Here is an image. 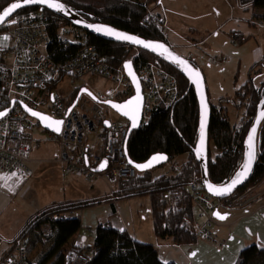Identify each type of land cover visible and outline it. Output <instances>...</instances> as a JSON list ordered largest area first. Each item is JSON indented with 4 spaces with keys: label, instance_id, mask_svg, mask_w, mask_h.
<instances>
[{
    "label": "trees",
    "instance_id": "trees-1",
    "mask_svg": "<svg viewBox=\"0 0 264 264\" xmlns=\"http://www.w3.org/2000/svg\"><path fill=\"white\" fill-rule=\"evenodd\" d=\"M15 1L17 0H0V13ZM56 1L67 6L89 22L100 23L116 31L126 32L145 40L168 44L163 30L164 20L157 15H155L156 20L154 21L144 20L147 10L161 6L162 0H134L133 3L123 0ZM236 1L243 2V8L247 9L246 4H248L254 10L264 11V0ZM39 11H43L49 17L51 26L54 28L66 26L76 32L82 31L66 20L38 7L21 9L13 15L8 24L0 28V31L9 28L21 19L31 17ZM10 23L11 25H9ZM88 38L108 65L114 69L121 67L133 50V48L109 43L89 34ZM232 40L236 45H242L247 38L233 36ZM139 52L144 60L164 66L177 77L179 99L169 109L154 107L150 120L131 134L126 142L128 159L141 165L154 155H166L169 160L161 166L164 167L179 157L185 156L186 158L181 165H178L176 173L153 178L152 170L145 173L138 172L137 178L133 180L119 181L117 186L115 185L118 189L115 197L129 199L149 196L156 238L158 240H172L179 246H191L199 241L194 231V223L198 219L196 216L197 209L192 203L191 195L186 186L194 174H196V180L201 185L200 166L194 155L199 132L198 102L189 82L168 59L142 50ZM188 60L195 68L199 69L192 60ZM258 68V65L251 68L248 82L242 86L233 99L222 98L217 106L210 104L208 177L215 186H224L229 183L242 165L244 141L256 115L257 107L264 96V80L257 85L252 78L254 73H263L264 75V68L261 67L259 70ZM129 98L126 97L123 101ZM231 103L238 109H244V116L239 125L230 122L227 106ZM263 177L264 121L257 136L255 166L250 181L232 197L219 202L225 208L233 207L232 200L244 189L257 185ZM169 191L177 197V200L172 203L173 198L167 195ZM107 200L108 198L91 202L54 203L34 215L26 223L20 234L21 237L30 235L29 247L32 239L37 237V232L42 233L43 225H50L52 235L48 250L38 258L36 263L32 262L31 264H68L67 253L73 247L71 241L81 231L82 223L78 216L65 218L62 215L69 211L102 204ZM56 215L58 218L52 219ZM9 247H12V244L8 246L7 250ZM76 248L89 254L88 264H174L163 263L153 245L137 242L127 232L113 229L108 225L97 227L91 246ZM235 264H264V247L253 245L243 249Z\"/></svg>",
    "mask_w": 264,
    "mask_h": 264
},
{
    "label": "built area",
    "instance_id": "built-area-1",
    "mask_svg": "<svg viewBox=\"0 0 264 264\" xmlns=\"http://www.w3.org/2000/svg\"><path fill=\"white\" fill-rule=\"evenodd\" d=\"M144 20L154 21L156 16L148 9ZM261 26L264 27L263 22ZM133 51L125 63H132L142 86L145 100L142 125H145L154 107L169 109L176 104L179 84L167 68L144 60L139 50L133 48ZM124 64L116 69L110 67L89 42L87 33L66 26L54 28L43 11L0 31V113H6L0 118V184L4 190L16 194L30 180L33 163L30 154L34 145L56 141L59 155L53 162L67 175L103 182L109 189L112 204L117 205L114 186L138 175L126 152L129 122L111 116L110 112H114L105 105L109 101L122 103L134 94ZM88 78L110 84L105 96L93 94L99 103L94 101L91 115L77 108L81 97L88 96L81 93L90 89ZM66 79L74 85L73 91L65 96L57 95L58 85ZM23 105L51 120H62L60 134L45 130L25 112ZM105 123H109L108 128ZM186 189L201 219L194 223L197 238L224 247L226 243L213 233L215 200L204 192L196 174ZM167 195L173 198L171 203L177 200L171 191ZM68 213L62 216H73ZM29 239L30 235L18 236L9 244L12 247L0 264H31ZM67 256L68 264L89 263V254L75 246Z\"/></svg>",
    "mask_w": 264,
    "mask_h": 264
},
{
    "label": "rangeland",
    "instance_id": "rangeland-1",
    "mask_svg": "<svg viewBox=\"0 0 264 264\" xmlns=\"http://www.w3.org/2000/svg\"><path fill=\"white\" fill-rule=\"evenodd\" d=\"M242 3L235 0H162L161 6H156L151 10V13L164 20L163 30L169 46L178 55L193 58L192 60L197 62L199 71L205 78L209 103L213 106H217L222 98L233 99L242 86L248 82L253 66L251 53L256 49L257 41L259 40L257 37H252L254 36V30L248 25V21L252 19L254 9L246 4L248 10L245 11L241 8L243 7ZM234 9L235 11H233ZM231 17L236 18L238 22L223 26L209 37L222 21L225 22ZM261 23L258 26L264 28ZM239 25L241 26L239 29L246 32L244 33L245 36L252 35L250 41L243 47L234 45L229 39L231 30H238ZM193 29H196V31ZM134 53L135 51L132 50L130 56ZM252 78L257 85L264 80L263 73H254ZM87 81L90 85L89 91L94 95L101 94L105 96L110 88V84L103 80L88 78ZM73 89L74 85L72 82L66 79L58 85L56 94L65 96L72 92ZM77 98L78 94L74 100H77ZM93 105V99L89 96H83L77 108L81 113L91 115L90 109ZM227 108L230 122L234 125L239 123L244 115V109L236 108L233 103L229 104ZM110 114L118 118L115 112H110ZM212 154L214 155L213 150ZM58 155L59 147L56 142L43 141L30 154V159L38 160L42 163L30 166L32 175L22 191L16 196H12L2 190L0 185V235L3 238V242L0 243V258L2 252L8 247L10 239L42 209L50 207L53 203H63L67 200L78 198H91L90 194H79L73 191L70 185L77 183L88 187V183L84 178L65 174L53 162V160L58 158ZM184 158L185 156L179 157L173 163L180 164ZM167 165H171V163ZM164 167L154 169L151 175L153 177L160 175ZM116 186H114L115 190L117 189ZM251 187L249 186L248 188ZM246 189L232 200L234 206L241 205L240 196ZM98 193L99 196H104L109 195L110 192L102 183H99ZM124 201H127L125 202L126 204H123L124 211L127 215H131L132 221L138 219V213H140L142 220L148 221L150 216H152L148 196ZM121 205V203L118 205L119 210H122ZM91 209L81 214V231H86L87 227L95 229L98 222H106V220L115 222L114 206L105 203L99 208ZM223 209V204L217 201L216 210L219 211V214H221ZM72 213L73 211H69L68 215H72ZM233 221L231 220L228 224ZM218 223L222 222L216 219L215 224L217 225ZM43 227L42 233L37 232V237L33 238L30 244V257L33 263H36L38 258L50 246L51 227L50 225H43ZM215 231H217L216 228H214V233ZM232 231H221V235L227 236ZM144 232L146 233V229ZM143 235L142 238L147 240V233ZM151 235L152 237L154 236L152 231ZM90 237L89 246L93 243L92 236ZM217 237L222 240L219 236ZM160 243L162 257L168 258L164 255L163 247H172L171 250L168 249L170 252L169 258L176 260L178 264H188L187 261H194L193 264H209L205 257L206 254L216 253V251L222 249L212 244L208 245L204 241L196 242L191 246H179L172 240H167L164 243L160 241ZM192 247H195V256H197L195 259H192V254L188 253V249Z\"/></svg>",
    "mask_w": 264,
    "mask_h": 264
},
{
    "label": "crops",
    "instance_id": "crops-1",
    "mask_svg": "<svg viewBox=\"0 0 264 264\" xmlns=\"http://www.w3.org/2000/svg\"><path fill=\"white\" fill-rule=\"evenodd\" d=\"M241 8L245 11L248 10V9L243 8V7H241ZM233 11H235V9ZM231 14H232V12H231ZM232 22H238V20L236 18L231 17L225 22L222 21L219 24V26L214 30V32H212L210 34L209 37L214 35L223 26L225 27ZM260 22H264V11L254 10L252 19H250L248 21V23H249L248 25H250L251 28H253V30H254L253 31L254 36H252V35L245 36L244 33H246V32H243L244 30L239 29L241 27L240 25L237 28L238 30H231V32L229 34V39L231 42H233V40H232L233 36H242L244 38H247V40L244 44L237 45L240 47H243L245 44H247L250 41L251 36L258 38L259 41H257V47L254 51H252L251 56H252L253 66L258 65V67L260 66L259 69H261V67L264 68V28H260L258 26ZM193 30L196 31V29H193ZM233 44L236 45L234 42H233ZM188 49H190V48H188ZM184 58H187L190 60L193 59V58H189V57H184ZM192 61L198 67L197 62L194 60H192ZM239 123H237L236 125H239ZM54 142H56V141H54ZM37 146H38V144L34 145L33 151H34V149L37 148ZM33 151L31 152V154L33 153ZM185 158H184V160H185ZM184 160L180 164L171 163V165L165 166L164 169L162 170V173L156 177L176 173L178 171V165H181L184 162ZM31 161H33V163H32L33 165L42 163L41 161H38V160H32L31 159ZM38 162H40V163H38ZM156 177H153V178H156ZM87 183H88V187H85L84 184L79 185L77 183L70 185V187L73 189V191H75L79 194L80 193L90 194L91 198H87V199L78 198L75 200L74 199L73 200H67L65 202H73V203L91 202V201H99V200H102L105 198H108V200H107V202H104L102 204H98V205L91 206L88 208H84L81 210L73 211V216L74 217L78 216L81 220V223H82V219H81L82 215L81 214L86 212V210L91 209V208L92 209L99 208V206H101L105 203L114 206L112 204L113 201L110 198V193H109V195L99 196V193H98L99 183H102V185H104L108 189V187L103 182H101V181H95V182L87 181ZM24 187H22L16 194H9L2 187H1V189L4 190L5 192H7L9 195L16 196L17 194H19L22 191V189ZM116 191L118 192V189H116ZM117 197H116L117 205L114 206L115 207V214L114 215H116V217L114 218L115 222L113 223L111 220H108V221L106 220V222H98L95 229H92V227H87L86 231L82 230L79 232V234L71 241V245H73L75 247L89 246V241L91 238L90 236H92V241H93L95 238V232H96L97 227L99 225H108L109 227H111L113 229L123 231V232L124 231L127 232L129 234V236L137 242L153 245L155 247V249L157 250L159 259L163 263L178 264V262L176 260L169 258L170 252L168 251V249L171 250L172 247H163L164 255H165V257H168V258L165 259L162 257V254H161V248L162 247H161L160 241L164 243L167 240L163 241V240H158L156 238V236L154 234V229H153L152 216H150V219H148V221L144 220V219L142 220L140 213H138V219L132 221L131 215L130 214L127 215L125 213L124 208H123V204H126L125 202H127L124 200L130 201L131 199L133 200V198L119 199ZM141 197H146V196H141ZM240 197H241L240 198L241 205L233 206L231 208H225L224 207L223 211H221V214H219V211H217V213L219 214L218 217L223 216L226 218L225 219L215 218V220L217 219L218 221H221L222 223H218L214 227V228H216L217 231H215V233H214V229H213V233L215 234L216 237L219 236L220 239H222L223 242H225L226 244L224 247H222V249H219L218 251H216V253L206 254L205 257H206V260L209 262V264H235L237 259H238L240 252L243 249H245L249 246H253V245H256L258 247H264V177L262 178V180L257 185L252 186L251 188H247L245 190V192ZM134 198H140V197H134ZM149 200H150V198H149ZM120 203L122 204L121 205L122 210H119V208H118V205ZM150 207H151V205H150ZM196 216H197V219L199 221H201V219L199 218V211L198 210H196ZM231 220H234V221L231 224H228V223H230ZM24 228H25V225L21 228V230L19 232H17V234H15V236H13L12 239H10V241L8 242V246L12 241H14V239L16 237H18L21 234V232L23 231ZM45 228H48V227H45ZM145 229H146L147 238H148L147 240L146 239L144 240V238H142V235L146 234L144 232ZM224 230H233V231L230 232L229 235L224 236V235H221V231H224ZM151 231L154 235L153 237L151 235ZM2 239L3 238L0 235V243L3 242ZM218 240H219V238H218ZM222 240H220V241H222ZM205 243H207V242H205ZM207 244L209 245L210 243H207ZM214 246H217V245H214ZM7 248L2 252V256L0 258V261L3 258ZM194 248L195 247L188 249V253L192 254V257H191L192 259H195L197 257V256H195L196 252H195ZM187 263L193 264L194 261H192V262L187 261Z\"/></svg>",
    "mask_w": 264,
    "mask_h": 264
},
{
    "label": "water",
    "instance_id": "water-1",
    "mask_svg": "<svg viewBox=\"0 0 264 264\" xmlns=\"http://www.w3.org/2000/svg\"><path fill=\"white\" fill-rule=\"evenodd\" d=\"M54 2L60 3L56 0H54ZM13 3H21L22 6L20 8H17L11 14H9L4 19V21L0 22V28L2 26H4L5 24H8L10 19L13 17V15H15L21 9H26V8H30V7H38L42 10H47L51 14L66 20L72 26L84 31L85 33H87V34H89L95 38L102 39V40L109 42V43L120 44V45H124V46L134 48L137 50H142V51L150 53L152 55H157V56H161V57L168 59L171 62V64H173L180 71L181 75L189 82L190 86L194 90V93H195V96H196V99L198 102V106H199V132H198L197 144H196V147L194 149V155H195L196 160L200 166L201 186H202L204 192L214 200L224 201V200H227L230 197H232L237 191L243 189L248 184V182L250 181V179L252 177V173H253L254 166H255V147H256L258 132H259L261 124L264 121V119H262V117H261V113L264 112V96H263V99L261 100V102L259 103V105L257 107L256 115L253 119V122L250 126V129H249L247 136L245 138V141H244V154H243L242 165L239 168V170L237 171V173L234 175L232 180L235 179L236 175L243 170V165L245 163H247L248 152H249V137H252V144H253V148H254V160H253L251 169L248 172L246 178H244L242 180V182L237 184L231 190L230 193L224 194V195H217L215 193V189L226 187L228 184L231 183L232 180L224 186H215L209 181V177H208V149H209L208 130H209V125H210V120H211V107H210V103L208 100V93H207L205 78H204L203 74L199 71V69L195 68V66H193L188 59L178 55L166 43L159 42V41L145 40V39H142L138 36H135V35H132V34H129L126 32L116 31V30H114L110 27L104 26L100 23L89 22L85 18H83L81 15H79L78 13L69 9L65 5H64L63 11H58L54 8H49L43 4L23 5V0H17ZM13 3H11L4 10H2V12L0 13V16H2L4 11L7 8H9ZM60 4H62V3H60ZM9 25H11V23ZM104 28H110L113 30V32L119 33L121 35L131 36V37H134L138 40H142L145 43H151L153 45H162L163 47L162 48L156 47L155 50H153L152 48H145L142 44H136V43L131 42L130 40L118 39L114 35H107L103 31L97 30V29H104ZM165 49L167 51H165ZM173 57H178L180 60L185 61L186 64L177 63L173 59ZM129 64L131 65L130 69L125 67V65H129ZM189 69H194L196 72H199V74H200L199 77H196L191 71H189ZM124 70H125L126 75L129 77V79L132 82L133 89H134L133 96L130 97L129 99H127L126 101L122 102V103L109 101V102H106L105 105L110 107L111 110L113 112H115L119 117H121V118H123L129 122V131H128V138H129L131 136V134L133 132L137 131L142 125L145 100H144V96H143V90H142L141 83H140V81H139V79L135 73V70L133 68L132 63L131 62L125 63L124 64ZM133 77H135V79H133ZM81 93H86L91 99H93V101L99 103V101L96 99V97L91 92H89L88 90L83 89L81 91ZM129 101H138V103H139L138 114L135 112V108H136L135 104L130 105L128 107H124L125 105H128ZM113 105H115L116 107H114ZM205 105L207 106V117H206V119L204 116V106ZM22 107L28 115H30L31 117H33L34 119L39 121V123L41 124V126L45 130L53 132L55 135L60 134V131L59 132L54 131L55 125L52 124V121H54V120H51L50 118H48L47 116L42 115V114H40V116L47 117L48 119H41L40 116H33L32 112H34V111L30 110L29 108H27L24 105ZM126 112L128 113V115H125ZM3 113H5V112H3ZM133 115L136 116L135 123L133 122V119H132ZM3 116L4 115H0V118H2ZM202 125H203V133H202ZM105 127L108 128L109 123H105ZM253 129H255L254 133H253ZM60 130H61V125H60ZM128 138H127V141H128ZM154 157H156L157 159H154ZM161 157H163V158H161ZM168 160H169V158L166 155L158 154V155L152 156L146 163L141 164V166L147 165V167H143V168L137 167L138 164H135L133 162L130 163V160H129V163L139 173H145V172L152 171L158 167L165 165L168 162ZM214 216H215V218H219L217 214H215Z\"/></svg>",
    "mask_w": 264,
    "mask_h": 264
},
{
    "label": "snow or ice",
    "instance_id": "snow-or-ice-1",
    "mask_svg": "<svg viewBox=\"0 0 264 264\" xmlns=\"http://www.w3.org/2000/svg\"><path fill=\"white\" fill-rule=\"evenodd\" d=\"M31 4H43V5H46L49 8H54V9H56L58 11H63L64 10V5H62L60 3L54 2V0H23V5H31ZM21 6H22L21 3H13L9 8H7L4 11L3 15L0 16V22L4 21V19L9 14H11L12 12H14L17 8H20ZM97 30L98 31H103L107 35H114L118 39L130 40L133 43L142 44L145 48H152L153 50H155L156 47H161V48L163 47L162 45H153L151 43H145L144 41L138 40V39H136L134 37H131V36L121 35L119 33L113 32V30L110 29V28L97 29ZM4 39H7V37H5ZM165 51H167V50L165 49ZM173 59L177 63L186 64L185 61L180 60L178 57H173ZM125 67H127V68L130 69L131 68V65L130 64L129 65H125ZM189 71H191L196 77H199V75H200L199 72H196L194 69H189ZM133 79H135V77H133ZM133 104L136 105L135 112L138 114V110H139V103H138V101H129L128 102V105H125L124 107H128V106L133 105ZM113 106L116 107L115 105H113ZM0 115H6V113H0ZM32 115L33 116H40V114L39 113H36V112H32ZM125 115H128V113L126 112ZM204 116H205V119H206V117H207V106L206 105L204 106ZM261 117H262V119H264V112L261 113ZM40 118L41 119H48L47 117H43V116H40ZM132 119H133V122L135 123L136 116L133 115L132 116ZM52 124L55 125L54 131L59 132L60 131V125L63 124V121L62 120L52 121ZM254 132H255V129H253V133ZM202 133H203V125H202ZM161 158H163V157H161ZM154 159H157V158L154 157ZM253 160H254V148H253V144H252V137H249L248 160H247V163H245L243 165V170L241 172H239L236 175L235 179H233L231 181V183L228 184L226 187H222V188L215 189V193L217 195H224V194L230 193L231 190L237 184H239L240 182H242V180L244 178H246L248 172L251 169ZM130 163H131V161H130ZM137 167H142L143 168V167H147V165H144V166L137 165ZM217 215L219 216L218 213H217ZM219 218L220 219H225L226 217L220 216Z\"/></svg>",
    "mask_w": 264,
    "mask_h": 264
}]
</instances>
